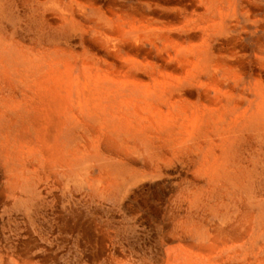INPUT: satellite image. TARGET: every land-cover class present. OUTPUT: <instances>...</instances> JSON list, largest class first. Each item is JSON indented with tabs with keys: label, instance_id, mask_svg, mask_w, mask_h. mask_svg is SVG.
Listing matches in <instances>:
<instances>
[{
	"label": "bare ground",
	"instance_id": "bare-ground-1",
	"mask_svg": "<svg viewBox=\"0 0 264 264\" xmlns=\"http://www.w3.org/2000/svg\"><path fill=\"white\" fill-rule=\"evenodd\" d=\"M238 1L0 0V203L25 225L0 264H127L111 213L173 173L158 264H264V45L241 26L264 23Z\"/></svg>",
	"mask_w": 264,
	"mask_h": 264
},
{
	"label": "rangeland",
	"instance_id": "rangeland-1",
	"mask_svg": "<svg viewBox=\"0 0 264 264\" xmlns=\"http://www.w3.org/2000/svg\"><path fill=\"white\" fill-rule=\"evenodd\" d=\"M242 1L243 0H239L238 3H241ZM251 1H252V3H254V6L257 7V5H259V7H260L258 10H255V14L253 15V18L254 19H259V18L263 19V23H264V17H263L264 16V0H251ZM254 9H256V8H254ZM241 26L242 27L243 26L248 27L247 32L246 33L243 32L242 36H244V38H245V36H247L246 37V44L247 45L249 44L248 45V54L250 56L255 51V48L258 46L257 40L261 39V37L263 38V39H261V41L264 45V24H263V30L259 31L257 29L258 27L256 25L251 26L250 23L248 25L247 21L243 18ZM234 34L237 35V33H234ZM177 174L178 173H173V175L170 178L155 179L152 181V183L150 182L144 188L133 191L132 193L129 194L130 196L128 195V197H126V199L124 200V205L122 206V209H121L122 211L111 213L112 216L115 215L114 218H117L116 223H114V221H113V225L116 226L117 229L119 228L118 230L120 232V237H121L119 239H120V241L124 242V247L126 248L125 251L117 249L116 255L119 256V258L121 260L124 259L122 261L127 262V264H132V262L130 260L131 257H128V255H130V252H128V250H127L128 249V245H127L128 243H131V244L133 243V245L136 246V251L138 253V255L135 256V260H137L136 264H138V262H140V260L142 259L141 257H143L142 255H145V254L147 255V253H148V256H151L152 259H155L156 263L154 262V260H152V263L154 262L153 264H158V262L161 261V258L164 257V255H161L162 257L160 256L163 249L166 248V245L164 246L163 244H168V245L171 244L168 241V237H167V235L170 231L169 230L170 225H169V221H168L167 217L169 214L170 202L173 199V197H175L178 193V187L175 186L176 182L178 181L176 179ZM112 204L113 203H110L107 207L111 209ZM2 205L3 204L0 203V235H1L0 241H4L5 237L10 236L11 232H12L11 230L15 229L16 226L21 227L20 229L25 227V225H12V223L9 221L7 213L3 212V206ZM103 219H104V221H103L102 225H106L105 224L106 220H107L106 217H104ZM92 224H95V223L92 221ZM89 226L92 227V229L94 227L93 230L96 229V231L97 232L99 231V233H100L101 227H97V228H99V229H97L96 228L97 225H89ZM103 230L105 231V227L103 228ZM112 230L113 229H111V231H109L110 234L113 233V234H111L112 236L114 235V232H118V230H115V231H112ZM92 232H93V234H92L93 238L91 237L90 242L94 241V236H95L94 232L95 231H92ZM97 232H96V237H97ZM132 235H133V238H132ZM126 237H128V238H126ZM134 237H136V238L134 239ZM98 238H99V234H98ZM129 238L130 239L132 238V239L129 241ZM83 241L88 242L85 239H83ZM159 242H161V243H159ZM173 244H171V245H173ZM161 245L163 247H161ZM156 248H158L160 250V252ZM109 249L105 248L104 254H103L104 257L105 256L108 257V253H109V256L111 255L112 251L111 250L109 251ZM144 249L147 251V253L145 252ZM155 250L157 252H155ZM140 251H142V252H140ZM122 252H123V254H122ZM139 254L141 257L139 256ZM150 254H152V255H150ZM88 255L89 254H86V257ZM124 256H126L127 259ZM158 258H159V260H158ZM128 260H130V261H128Z\"/></svg>",
	"mask_w": 264,
	"mask_h": 264
}]
</instances>
